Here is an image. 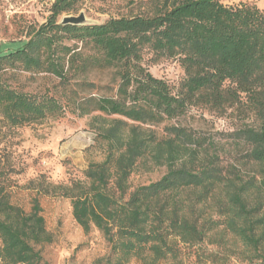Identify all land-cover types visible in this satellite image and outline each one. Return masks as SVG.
<instances>
[{
    "label": "trees",
    "instance_id": "1",
    "mask_svg": "<svg viewBox=\"0 0 264 264\" xmlns=\"http://www.w3.org/2000/svg\"><path fill=\"white\" fill-rule=\"evenodd\" d=\"M78 1L54 0L43 23H29L24 37L0 44V124L6 131L68 111L99 112L92 122L106 143L104 159L89 163L84 180L33 188L70 198L76 221L85 231L95 226L102 232L116 264H180L185 246L207 239L217 247L213 264L232 257L264 264V10L246 2L156 0L150 13L62 23L60 16L75 11ZM147 53L154 61L176 59L185 71L180 84L155 76L144 64ZM105 69H116L117 92L88 93L97 88L90 75ZM16 71L55 76L64 102L47 91L13 87L7 74ZM192 107L236 117L238 124L222 134L235 145V156L213 134L171 122ZM6 153L0 264H39L35 246L50 243L52 234L37 196L29 211L13 200L10 178L19 171ZM147 157L167 171L126 197L131 174ZM241 165L252 167L247 178Z\"/></svg>",
    "mask_w": 264,
    "mask_h": 264
},
{
    "label": "rangeland",
    "instance_id": "2",
    "mask_svg": "<svg viewBox=\"0 0 264 264\" xmlns=\"http://www.w3.org/2000/svg\"><path fill=\"white\" fill-rule=\"evenodd\" d=\"M53 1L0 0V44L24 37V28L29 23H43L50 14ZM154 1L156 0H79L77 9L62 14L60 20L67 15L79 16L83 13L86 22L101 23L110 17L150 13L154 8ZM221 1L230 5L242 2L256 4L264 10V0ZM144 64L155 76L166 79L174 86H178L185 77V71L176 59L154 61L152 54L147 53ZM7 76L15 88L25 92L47 91L64 102L66 92L59 84V79L51 74L33 75L16 71L14 75L11 76L9 73ZM90 80L96 82L97 88L88 90V93L114 95L117 92L119 77L116 69L96 71L90 75ZM80 92L84 94L82 90ZM230 113L229 111L224 116H218L205 107H192L171 122L193 128L209 138L210 134H213L215 140L224 145L226 154L233 157L237 152L235 145L222 136L224 132L233 130L238 124L236 117ZM95 114L99 112L79 116L68 111L64 117L57 120L33 123L7 131L0 124V170L8 162L5 156L8 152L10 163L19 171L10 178L14 191L13 200L29 211L33 197L37 196L46 227L52 234L53 239L50 243L35 246L42 255L39 264H116L117 256L112 250V244L102 232L95 226L85 231L76 221L70 198L53 192L37 193V189L33 188L50 184L52 190L55 185H67L75 180H84V170L89 163L104 159L106 143L98 136V131L93 125L92 117ZM162 127L163 125L156 129L161 132ZM238 168L241 175L247 178L252 167ZM166 171V165L157 166L150 157L139 161L129 178L130 189L126 197L137 186L159 179ZM211 205L208 210L210 214L214 210ZM216 250L217 247L210 243V239L194 246H185L179 255L180 264H213L210 254ZM124 264L141 263L131 259ZM156 264L175 263L164 259ZM227 264L258 263L243 262L232 257Z\"/></svg>",
    "mask_w": 264,
    "mask_h": 264
},
{
    "label": "water",
    "instance_id": "3",
    "mask_svg": "<svg viewBox=\"0 0 264 264\" xmlns=\"http://www.w3.org/2000/svg\"><path fill=\"white\" fill-rule=\"evenodd\" d=\"M62 23L64 24H75V25H83V24H91L86 22L85 16L81 13L79 16L67 15L62 18Z\"/></svg>",
    "mask_w": 264,
    "mask_h": 264
}]
</instances>
